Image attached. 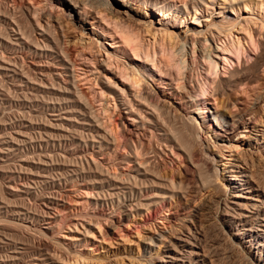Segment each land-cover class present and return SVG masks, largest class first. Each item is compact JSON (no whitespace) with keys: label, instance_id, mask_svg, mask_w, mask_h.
<instances>
[{"label":"bare ground","instance_id":"1","mask_svg":"<svg viewBox=\"0 0 264 264\" xmlns=\"http://www.w3.org/2000/svg\"><path fill=\"white\" fill-rule=\"evenodd\" d=\"M46 1L48 8L41 6V0H0V109L9 112H5L10 115L6 125L12 123V118L17 125L12 142L0 141V161L24 146L22 177L40 188L38 198L44 212L39 218L43 224L51 229L59 222L57 211L70 205L67 183L71 181L78 182V187L93 183L97 195L106 192L103 196L109 199L98 195L96 203L110 201L129 210L147 209L164 198H175L177 207L186 209L191 199L209 191L208 201L204 200L195 216L199 211L210 214L215 210L222 227L233 234L230 253L242 264H264V96L260 93L264 88V58L246 66L238 55L235 68L229 69L227 64V55L236 45H246L249 40L255 46L253 36L264 34V1ZM53 3L60 6L59 13ZM69 25L88 31L98 40L91 37V42L82 47L72 44ZM208 40L217 48L202 54L200 121L190 114L177 115L155 100L157 90L152 83L179 92L177 78L182 67L178 63L174 73L171 61L185 46L191 44L192 51L196 47L201 51ZM259 46L264 50L262 41ZM209 68L217 71L216 80L208 77ZM251 69L254 76L247 75ZM187 78L193 75L188 73ZM208 97L217 103L215 112L208 110ZM114 110L127 115L121 117V123L130 119L138 128H152L171 154H176L174 150L182 154L179 180L159 171L156 158L163 151L160 143L150 148L153 156L145 157L140 140L119 133L120 124L111 117ZM210 113L216 123L206 117ZM0 124L3 126V122ZM204 129L208 132L206 140L199 134ZM237 144L246 148L235 152L234 159L220 169L217 162L226 159ZM120 148L127 154H122ZM117 162L125 163L130 170L118 172ZM3 167L7 169L5 164ZM0 168L8 179L4 187L7 195L25 194L16 184L13 171L7 173ZM221 171L233 181L231 178L220 186L217 180ZM154 188L161 189L159 199L146 200L142 190ZM4 204L0 198V209L13 219H25L28 214L22 204ZM173 218L179 219L176 212ZM173 227L171 232L180 231ZM186 229L167 246L162 263L206 264L208 256L200 243V229ZM164 238L161 233L157 240ZM16 243L8 236L0 238V251L2 246L10 247L6 261L0 260V264H19L23 260L25 244L18 247ZM40 246V258L61 264L51 254L49 244Z\"/></svg>","mask_w":264,"mask_h":264},{"label":"rangeland","instance_id":"2","mask_svg":"<svg viewBox=\"0 0 264 264\" xmlns=\"http://www.w3.org/2000/svg\"><path fill=\"white\" fill-rule=\"evenodd\" d=\"M40 4H42L41 6L43 7L45 5V8H48L49 6H46V0H41ZM52 5L54 6V10L56 9L55 7H57L56 10L59 13L60 6L54 3ZM250 8L249 10H251ZM262 8L264 10V7ZM215 10L218 11L219 7L215 6ZM263 10L261 9V12L264 13ZM40 11L41 10H39L38 12ZM58 13L54 15L57 16ZM205 18L208 17L206 16ZM69 26L70 31L68 33H70V40L72 44H75L78 47H82L83 45L90 43L91 37H93L95 40H98L97 36L87 33L88 31L83 32L78 27H74L73 25ZM124 29L122 30L124 31ZM125 31L128 32L130 30ZM262 34L256 35V37L255 35L253 36V38H255L256 40H253L255 42V46H251L249 40H247L248 43L246 42V45H236L234 47V49L232 50L233 53L230 56L227 55V59L229 60V62L227 63L229 69L235 68L237 66V59L239 57L238 55L242 56L243 62L246 66H251L252 64H254V59L260 58L261 60V58H264V54H262L264 53V50L261 46L258 47L261 41L264 43V34ZM209 42V40L208 42H205L206 45L204 48H202L203 50L201 49L202 52L197 47L194 49V51H192L191 44H187L188 46H185L184 50L182 51V46H179L178 50L181 47V49L179 50L181 51V53L178 57H174V59L171 61L172 71L174 72L176 70L174 73L177 74L179 67H182V70L180 69L182 76L178 71V75L180 76H178L179 78H177L179 83L178 87H180L179 92L169 90L170 88L162 83L151 82L154 88L157 90V94H154V97L156 95L154 99L159 101V103L166 104V106L177 115H180L182 113L190 114L199 117L200 121L203 118V115H201V111L203 109L201 100L199 99L201 96L198 92V85L201 86L202 83V78L199 77L203 69L201 67L202 54L205 55L209 52L211 53L213 51V48H217L216 44ZM256 44L258 45L256 46ZM156 50L157 54H159L160 49L158 48ZM218 61L220 62V67L223 66V62H221L219 59ZM178 63L180 66L178 65ZM215 71L216 70H210L209 68L208 77H210V79L217 77V71L216 73ZM250 72L248 71L247 75L254 76V70L251 69ZM188 73H191L193 75V78H190V80H188L187 78ZM215 78L213 80H216ZM256 85L257 84H255V86ZM193 89L195 90L192 91ZM260 93H262L264 96V88L260 90ZM107 98L110 100L112 99L108 95ZM208 98V110H210L211 112H215L217 103L215 104V101L212 97ZM111 104H113V102H111ZM109 106L112 108L111 105ZM114 111L111 113V117H113V119H117V121L119 122V133L123 134L125 138H132L136 141L140 140L142 143L141 150H146V152L148 151L149 154L148 155L146 154V152H144L143 154L145 157L153 156L154 154L152 155L151 149L158 146L157 144L160 143L159 147L163 151L160 150L161 157L159 156L156 158V165L159 166V168H157L162 175H167L166 177L169 178L173 176V179H175L176 181L179 180L182 177V171L180 169H182V164H184V160H182L184 159V157L181 156L182 154H180L178 150H174V153L176 154H171L170 150L165 147L167 145L164 142L158 141L160 136L152 128H138V126H135L133 124V121H131L130 119H124V123H121V117H125L127 115L125 113H121L120 115L119 111ZM5 112L7 114L9 113L6 110L0 109V121L4 120L2 121L3 126L2 124H0V141L3 142L5 139H7L9 142H12L11 134L14 135V133L17 131L16 120L12 118V123L6 125V123L9 122L8 118L10 117V115H7ZM99 115L102 116L101 113H99ZM206 117H209V119H211L213 123L217 122V119H215V117L212 116L211 113L206 114ZM219 120L224 121V118H220ZM169 124L170 123H167V125ZM171 125L173 126V121L171 122L170 126ZM200 131V138L206 140L208 132H206L205 129L203 130L205 132H203L202 130ZM217 142L221 143L223 141ZM242 148L245 149L246 146L237 144V147L235 149L233 148L230 153H227L225 157L226 159H223V161H220L217 156L219 160L217 162L218 167L224 170L225 163H227V161L229 160H233V154L241 150ZM120 152H122V154H127V151H125V149L123 148ZM24 153V146H22V148H20V151H18L16 154L7 156L10 159H7L6 157L3 162L0 161V167H2V171L5 169L3 167L4 164L7 169L11 166V170L9 168L8 171L7 169H5L6 171H4L7 173H12L11 171H13V174L16 175V184L20 185V190L25 192V194L23 192H20V195H17L15 197L7 195L8 193H6L4 187L8 182V179L7 176L4 175V173L0 172V194H2L0 195V198L5 202L4 205H7V203L9 202L12 204V206H14L15 204L17 205V203L18 205L22 204V206L26 207L28 211L25 219L23 216L21 217L23 219H13L5 209H0V238L8 236V238L14 240V243H18H16L18 247L25 244L24 246L26 250L24 252L23 260H21L19 264L28 263L29 261H33L32 264H53L48 263L45 259L40 258L39 256L41 252V250H39L41 249L40 245L41 243L44 244V242L50 245V251H52L51 254L54 255L55 259L59 260L61 264H171V262L162 263L161 260L165 259L164 256H166V252L168 251L167 246L175 241V238L180 234V231L185 232L187 230L186 228H190L192 231H194L195 228L198 230L200 229L202 234L200 236V243L201 246H203L204 250L207 252L206 256H208L206 258V264H242V262L239 261V258L235 254L230 253L231 251L229 247L234 237L232 232H230L229 230L227 231V229L222 227L223 225L220 219V215L217 214L214 210L210 214H206L204 211H199V214L195 216L196 211L199 209L204 200L207 199L208 201L210 196L209 191H205L204 194H198L195 200L191 199V202L189 203L190 209H179L177 207L178 201L175 198L173 200L164 198V200H160L153 205H149V208L147 209L142 208V210H129L128 208L120 209L115 203H113V205L115 204L113 206L110 201H107V203L98 202V204L96 203L95 199H97L99 194H96L97 191L95 190V186L92 185L93 183H88L85 186L78 187V182L71 181L67 183V185L69 186L67 188L70 190L69 193L71 195V200L69 202L70 205H68L65 210L57 211L58 213L55 212L58 215L59 222L57 221L58 223L55 224L54 227L48 229L49 225L43 224V222L39 218L44 212V208L43 206H41L42 204L39 201L40 199L38 198L40 195V188L36 184H32L28 180H23L22 177L25 171L23 170L21 161L22 158H24ZM96 158L102 161L101 156H96ZM19 165L21 166V168ZM16 166L18 169H15ZM116 166L118 172L120 171L122 173H127L130 170L129 166L125 163L123 164V162H117ZM21 170H23V173L21 172ZM14 171L16 173H14ZM178 171L180 173H178ZM220 173V178L222 179L219 178V181L217 180V183L220 186H223L224 184L226 185L227 180L231 179L232 177H229L228 174H224L223 171H221ZM231 180L233 181V178ZM227 190L229 191L228 187ZM159 191H161V189H143L142 194H144V198L146 200L154 201L156 199H159L157 198L159 197ZM104 193L106 192H103V195ZM103 195H99L101 199ZM1 196H3L4 198ZM7 198H10L9 200L11 201H9ZM107 198L109 199V197ZM175 212L179 217V219L177 220L173 218ZM172 226L180 228V231L177 230L175 232H171ZM6 233L7 236H5ZM161 233L165 235V238L160 242L159 240H157V237ZM152 239L156 242H150ZM0 252H2L0 253L2 254L0 255V260H4L9 254L6 252H10V247L7 248L6 246H2Z\"/></svg>","mask_w":264,"mask_h":264}]
</instances>
